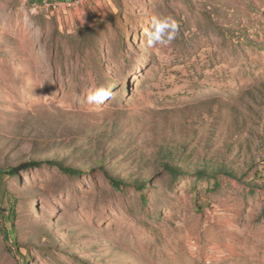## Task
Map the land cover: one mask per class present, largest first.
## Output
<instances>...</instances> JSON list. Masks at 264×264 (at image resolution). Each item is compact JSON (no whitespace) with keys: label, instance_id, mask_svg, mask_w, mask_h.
I'll return each instance as SVG.
<instances>
[{"label":"rangeland","instance_id":"obj_1","mask_svg":"<svg viewBox=\"0 0 264 264\" xmlns=\"http://www.w3.org/2000/svg\"><path fill=\"white\" fill-rule=\"evenodd\" d=\"M156 14L179 34L148 47ZM31 157L90 167L0 173V264H264V0H0V168Z\"/></svg>","mask_w":264,"mask_h":264},{"label":"trees","instance_id":"obj_2","mask_svg":"<svg viewBox=\"0 0 264 264\" xmlns=\"http://www.w3.org/2000/svg\"><path fill=\"white\" fill-rule=\"evenodd\" d=\"M182 152H184V154H182ZM157 156H158L157 161L161 163L160 165L164 169L168 170V172L174 176L180 174L196 175L199 178L216 177L218 174H224L227 176H236V172L229 167H225L224 163H213L212 161L209 162L197 161L196 163L191 164L187 161V158L185 157L186 156L185 151L177 148L176 146L167 145V147L161 150L160 154ZM183 160H185L187 163H184ZM44 162L48 164H56L57 166L60 167V169L69 173H77L85 167H90V166H85V167L65 166L62 162L58 163L57 161L54 160L31 157L26 160L20 161L15 165H9L7 168H0V173H4L9 176H14L22 170H27L32 167H38ZM122 182L123 181L121 179L114 178L112 183L115 186H120ZM146 182H150V181H146L145 179H143L141 185L139 186V190H142L144 186H146Z\"/></svg>","mask_w":264,"mask_h":264},{"label":"clouds","instance_id":"obj_3","mask_svg":"<svg viewBox=\"0 0 264 264\" xmlns=\"http://www.w3.org/2000/svg\"><path fill=\"white\" fill-rule=\"evenodd\" d=\"M179 34V25L171 15L156 14L150 19L149 27L145 30L148 47L156 45L167 46ZM110 98V92L103 86L93 85L87 95L89 104L103 105Z\"/></svg>","mask_w":264,"mask_h":264},{"label":"built area","instance_id":"obj_4","mask_svg":"<svg viewBox=\"0 0 264 264\" xmlns=\"http://www.w3.org/2000/svg\"><path fill=\"white\" fill-rule=\"evenodd\" d=\"M84 0H42L40 4L32 2V0H24L30 4L31 11L34 13H42L44 15H52L63 9L78 7Z\"/></svg>","mask_w":264,"mask_h":264},{"label":"crops","instance_id":"obj_5","mask_svg":"<svg viewBox=\"0 0 264 264\" xmlns=\"http://www.w3.org/2000/svg\"><path fill=\"white\" fill-rule=\"evenodd\" d=\"M24 2V0H22ZM32 2L36 3V4H40L42 2V0H32ZM30 6V4H28Z\"/></svg>","mask_w":264,"mask_h":264}]
</instances>
